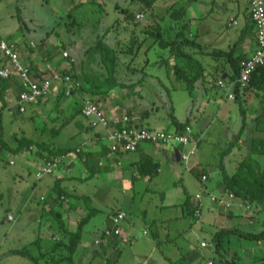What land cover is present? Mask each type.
Wrapping results in <instances>:
<instances>
[{
  "label": "rangeland",
  "instance_id": "1",
  "mask_svg": "<svg viewBox=\"0 0 264 264\" xmlns=\"http://www.w3.org/2000/svg\"><path fill=\"white\" fill-rule=\"evenodd\" d=\"M182 4L184 3L181 0H155L152 9L143 12L138 3L130 0H0V39L16 41L24 35L27 41L32 40L36 43L35 57L41 48L47 47L52 54V63L59 59L66 60V57L62 56V50H66L68 40L73 39L71 35L83 36L82 44L87 46L101 41L105 43V45H99L101 49L108 50L114 47L117 60L120 62L117 68L119 67L120 71L123 69L117 74L115 80H126L130 75L132 80H140L137 85L139 89L130 97L133 101L139 100L147 105L146 109L151 110L150 117L142 121L143 125H152L155 120V123H161L163 127H166L171 104L178 117H183L193 109L196 114L193 120L195 129L200 128L202 120L213 119L204 140L198 143L193 160L188 161V166L191 165L193 168L192 172L186 169V162L183 164L175 156L174 160H165L161 164L162 175L154 177L151 181L144 179V188H139L138 193L135 194L127 183L120 182L113 174L107 178H102V175L90 176L89 179L79 181L77 184L72 183L75 192L88 195L89 201L78 202V209L71 211L68 218L65 217L66 212L61 211L65 227L70 229H67L69 234L75 230L76 222L81 218L84 210H88L86 205L98 211L85 224L81 240L74 252L70 254V261L60 262L59 258L62 254H66L64 250L50 251V248L61 237L65 238V234L68 233L64 232L60 222L53 215L47 211H43L44 214L40 211L44 203L38 202L40 195L47 196V189L42 187L43 182L48 181L51 188L55 176L50 174L45 175L43 180L37 179L35 173L42 162L41 158L33 160L32 155L35 150L15 152L11 148L17 145L18 138L22 135V121H28L34 125V123H41V119L46 120L44 124L47 133L50 128L60 126L61 131L51 137L54 145L76 144L80 141V138H77L79 132L76 131L74 121L67 126L63 124L68 116V110L63 106L65 100L60 99V104L57 105L59 108H52L51 104L45 110L31 115V108L26 107L27 110L25 109L23 113L18 111L16 105L14 106V98L8 90L0 91V264H34L28 256L11 253L12 250L23 247L32 255L38 256L43 253L38 264H206L209 261L214 264H252L255 263L254 257L250 258V261L246 258L250 254L257 257L264 256V240L257 243L256 240L242 238L235 234L224 237L220 255L213 249L212 237L217 227L213 226L211 219L215 217L216 212L208 194L219 193L216 187L221 178L218 166L219 154L228 146L229 138L235 136L241 125L240 105L238 101L227 98L223 89L215 91L211 88L207 90V93L211 96L212 91L213 99H209L207 93H199L195 104L192 105L191 98L184 89V83L176 78L174 59L170 56L171 49L158 45L155 41L156 36L151 31L153 28L150 32L145 31L147 23L155 27L158 25L164 39H173V27L178 23L184 24L186 19L183 17L181 23L177 22L171 14L174 9L171 10V7L176 5L175 8H180ZM120 8H127L128 13L123 14ZM139 12L140 14L143 12L141 20L136 17ZM202 12L208 19L215 15H225L217 8L209 10L208 7V10ZM19 18L23 20V25ZM193 31L195 32L196 29L193 28ZM46 37L47 40H45ZM143 38L146 40H142ZM85 39L89 41L87 44ZM61 41L65 45L62 50L59 47ZM140 42L143 43L141 51L136 49ZM134 51L138 54L132 56L131 53ZM133 58L134 60L131 61L133 64L129 69H124V62ZM88 61L91 63V68L97 67L94 60L91 62L88 58ZM148 61L142 73L133 70V68L142 67ZM79 65L80 63L77 68ZM203 65L206 72L211 71L208 64L203 63ZM105 71L104 68L102 73L105 74ZM93 73L95 75L96 71ZM205 77L212 82L210 74H206ZM97 81H100V76ZM214 96L219 101H215ZM120 100L123 99L120 97ZM246 100L245 135L224 160L230 174L235 172L238 164L249 152L259 157L257 150L262 148L261 145L264 146V123L254 125L251 122L260 100L253 94H248ZM60 109L63 110L60 111ZM55 116L58 117L54 118ZM30 117L33 119L31 122ZM76 119L82 120L80 117ZM93 129L88 128L86 132L91 133ZM249 140L251 148L247 145ZM101 142L103 145L108 144L105 138H102ZM52 143L49 145H53ZM261 159L264 160V156ZM201 169L208 173L205 181H201L200 176H197ZM36 183L38 187L27 203V196ZM124 190L127 191L122 192ZM196 193L202 194L199 216L188 214L180 204L187 197L192 204L196 203ZM52 195L53 199H57V195L51 193L50 197ZM131 195L135 196L134 200L130 199ZM65 200L66 198H59L58 206H63ZM118 207L127 211V221L135 223L136 240L119 242L116 246L103 240L95 243L105 225L103 219L112 209ZM236 211L246 220L241 222L242 219L236 218L240 221L238 226L242 230L257 232L264 228V208L259 207L256 211L253 210L251 215H249L250 212L246 215L241 210ZM222 213L231 212L222 210ZM8 214L13 219H8ZM167 215L168 218L173 216L174 219L168 222L163 221L162 219H165ZM246 222L251 225H247ZM143 229H146L148 233H142ZM157 231L158 236L155 233ZM167 233H170L169 237L173 242L165 240ZM37 236L41 239L33 243ZM63 238L60 239L63 242L68 239ZM202 241L210 245L202 247L200 245ZM249 250L252 252L249 253ZM234 251L237 252L234 253ZM245 259L247 261L243 262Z\"/></svg>",
  "mask_w": 264,
  "mask_h": 264
},
{
  "label": "crops",
  "instance_id": "2",
  "mask_svg": "<svg viewBox=\"0 0 264 264\" xmlns=\"http://www.w3.org/2000/svg\"><path fill=\"white\" fill-rule=\"evenodd\" d=\"M181 2L188 3V6L186 8V13L184 15L186 22L184 24L178 23V25H175L173 27L174 37L176 33L180 30V27L182 26L186 36L194 37L195 40L199 42L202 45V47L205 48V50H214V49L230 50L231 49L233 52V55L240 57V58L249 56L255 50L256 48L255 31H254V27L252 25V22L250 20L249 13H248V0H181ZM174 7H176V5H174ZM208 7H209V10H213L217 8V10L220 13H224L225 15H221V14L217 16L215 15L213 18L208 19L207 15L202 12V11L208 10ZM141 14H143V12ZM193 28L196 29L195 32L193 31ZM22 36L16 39L17 48H18L20 59L23 62L29 63L31 65L32 78L41 79V78H47L52 74L61 75L60 70H62V67H65L66 60L59 59V60H55L52 63V58H51L52 54L49 53L50 50L47 47L44 49L41 48L38 51L37 57H35L36 52H37L35 49L36 43L33 42L32 40L27 41L24 35ZM70 37L73 39L68 40V43H67L68 47H65V48L66 50L69 51L70 55L74 58V65L76 67V71L79 74L86 75L87 80L89 82L97 81L98 77L96 76V74H101L104 69L101 65H99L101 63L100 58L102 55V53H100L99 50H102V49L98 50L97 48H100V47H97L96 43H92L90 44V46L82 44L83 36L71 35ZM45 40H47V37ZM88 42L89 41L85 39V43L87 44ZM42 43H44V41ZM60 44L61 46L62 45L64 46L63 41H61ZM142 46L143 45H141V47L138 48L140 49V51H141ZM60 49L62 50L63 48H60ZM95 52H97V54H95ZM195 55L198 59L202 61V63L208 64L210 66L209 68L211 69V71L206 72L205 70L204 71L205 75H203L202 79L195 83V86L192 92L193 96H191L188 93V95L191 98V104L192 105L195 104L199 93L206 94L209 88H211L212 90L215 89V91H219L223 89L225 95L230 93L232 91V87H230V79H229L230 68L228 64L225 62V60L223 58H214L207 54L196 53ZM87 57L90 58L91 62L94 60L96 62L97 67L91 68L90 67L91 63H89ZM173 62L175 63V59L173 60ZM78 63H80L79 68H77ZM148 63L149 61L146 64ZM1 64H2V59L0 58V65ZM119 69H120L119 67L118 68L116 67L115 69L114 74H116L115 75L116 78H117V74L123 71V69L121 71ZM97 70H99V72ZM94 71H96L95 75H93ZM206 74H210L212 76V82H209L207 80V78L205 77ZM214 74H216L217 77L214 76ZM218 80H222L223 84L219 85ZM84 81L85 80H83V82ZM89 82H86V85L93 86V84L90 85L91 83ZM116 82L118 83L123 82L127 86L124 85L120 87L118 85V87L120 88L113 87L109 89V91H103L99 93L101 94L99 95L100 100L98 101L100 108L109 117L122 116L123 114H127L130 118V121L133 124L145 126L142 124V121L150 117L149 115H150L151 110L149 111V109H146L147 105L142 104L139 100L133 101V99H131L130 97V95H132L139 89V87L137 86L139 85V83L137 82L135 83V81L132 80L131 75L128 76L126 80L116 79ZM132 83L134 84L133 87L131 86L128 87V85ZM224 87H226L227 89ZM176 88H182V87H176ZM1 90L2 91L8 90L10 92L11 97L14 98V106H15V102L20 92V85L18 83L17 78L12 77V78L6 79V81L1 83L0 91ZM103 90H106L105 87L103 88ZM207 94L209 96V93ZM83 96L85 95H83V93L79 90L71 96L64 95L61 91L60 82L54 81L52 83L51 91L47 96L38 99L33 104H27L26 106L27 108L32 109L31 115H34L40 110H45V108L51 104L52 105L50 107L59 108L57 105L60 104L59 103L60 99L65 100L63 102V106L64 108L68 110V116L66 117V119L68 118V120L66 122H63V124L67 126L71 121H74L76 125V131L79 132L77 135V138H80V141L72 146L54 145L52 143L53 140L51 137L56 136L58 132L61 131V128L57 131V133L50 134V132L48 131L47 133L46 128L43 127L45 125L44 123L46 120L41 119V123H38V124L34 123V125L32 123H29L28 121H22L21 122V127H22L21 137H25V138L28 137L32 139V144L30 145L28 149L25 148V149H22L21 151L30 150L31 152H33L35 150L34 154L32 155L33 160L35 161L37 160V158H41L40 160L42 163L44 162L45 158L48 155L47 153L48 148L79 147L80 149L84 150L85 153L87 154V155L85 154L83 157H80L77 154L71 153L68 156V162L62 165L58 170H56L52 174L55 176L53 186L55 185V182L57 179H61L59 183L62 187H64L66 190H68L71 193H76L72 183L77 184L79 181L87 179L90 176L95 177L97 175H102V178H107L109 175L113 174L117 180H120V182L123 181L124 183H127L131 191L134 192L135 194V193H138L139 188L140 189L144 188L143 186L144 179L145 180L148 179L151 181L154 177H158L162 175L163 169H162L161 164L165 160L167 161L174 160L175 156H177L178 159L181 160L183 164H185V162L182 160V153L187 151L188 147L175 144V143L152 144V143L143 142L139 144V146L137 147L135 151L109 155L107 145H103L101 142L102 138H104V130L101 127H93L94 129L91 133L86 132L88 128H91L88 125V121L84 119V117H82L81 114H77L72 117V115H74L75 107H78L81 104V100L83 99ZM120 97L123 100H120ZM209 99H213L212 91H211V96H209ZM215 101H219V100L215 98ZM3 107H4V104L2 105V108ZM170 108L173 109L174 115L179 122L184 123L187 120L188 122H190V124L189 123L188 124L191 125L193 132H194V136H196L199 139L198 143L204 140V137L207 134L209 128H211L210 126H211L213 119H210L208 121L202 120L200 128L195 129L193 126V120L195 119L196 114H194L193 109H191V111L188 112L189 114L187 113L186 115H183V117H178L175 114V109L172 104L170 105ZM63 109H60V111H62ZM57 117L58 116H55L54 118H57ZM76 117H80L82 120L80 119L77 120ZM167 118L168 120L166 123V127H163V124L161 123L160 124L155 123V120L152 123V125L148 124L146 127L154 128V129H157V128L174 129V126L171 124V121L169 119V115ZM31 120L33 119L30 117L29 121L31 122ZM84 120H85V123H84ZM46 141L48 143H52L53 145H50L46 149L39 148L37 146L38 142L41 143V142H46ZM193 158H194V155L191 157V159L193 160ZM145 159H150L152 160V162H155L157 164V171L151 177L149 175L141 176L138 172L139 165H141ZM197 163H200V162H197ZM185 167L186 169L188 168V170L192 172L193 168L191 165L188 166V163H186ZM175 168L176 167L174 166V169ZM43 177L41 179L40 178H37V179L43 180L44 179ZM37 185H38L37 183L33 185L34 189L27 196V200H26L27 203H29L31 197L36 191L38 187ZM217 185L218 184H216V187ZM53 186L50 188V183L48 181L43 182L42 187L47 189L46 191L47 196L40 195L39 197L38 202L40 204L44 203L40 211L43 214L45 211H47L49 212L50 215H52V212L56 210H60L62 212L65 211L66 212L65 217L68 218L70 216L71 211L78 209L77 205L79 204L78 202H80L81 199H78L75 197H67L65 200V204L63 206H58L59 205L58 200L53 199L54 198L53 195L50 197ZM218 190L220 191V189ZM126 191L127 190H124L122 192H126ZM41 197H44L46 200L43 199L44 200L43 201ZM134 197H135L134 195H131L130 199H133ZM184 201L185 200L181 201L180 204H183ZM213 207L216 212V215L214 214L215 217L212 218L211 221L213 223V226L217 227V229L216 228L214 229V233L220 228H227V227H233V226L239 227L238 225L240 221L236 220L237 217L243 220V221L241 220V222L246 221L236 211V210H239V211L241 210L238 206H236L233 210H229L231 213H228V214L222 213L221 208H217L214 205ZM117 210H123L126 212V215H127V211L125 209H122V207L114 208V210L112 209L111 212H114ZM111 212H109L108 214L110 215ZM108 214L103 219L105 222L104 226L112 224ZM126 217L124 220L121 221V228H122L123 234L132 237L133 241H135L137 238L136 233L134 231L135 223L127 221ZM173 219H174L173 216H170L168 218V215H167V217L162 220L165 222L166 221L168 222V221H172ZM228 224L230 225L227 226ZM247 225H251V224L247 223ZM67 229H69V227H67ZM142 233L147 234L148 231L146 229H143ZM155 233H156V236L159 235L158 231ZM167 234H168L166 236L167 239L165 240L173 242L172 240H170L171 238L169 237L170 233H167ZM235 252L237 251H234V253ZM248 252L250 253L252 251L249 250ZM164 256L166 257V255ZM233 256H236V254H233ZM252 257H257V256H253L250 254V256L246 258H248L250 261V258ZM244 261H247V260L245 259L243 260V262ZM206 264H208V262ZM243 264H248V263H243Z\"/></svg>",
  "mask_w": 264,
  "mask_h": 264
},
{
  "label": "trees",
  "instance_id": "3",
  "mask_svg": "<svg viewBox=\"0 0 264 264\" xmlns=\"http://www.w3.org/2000/svg\"><path fill=\"white\" fill-rule=\"evenodd\" d=\"M130 1L138 3L141 11L143 12L151 10L153 3L155 2V0H130ZM187 6H188V3L184 2V4L180 6V8L171 7V10L174 8L171 14L177 22L181 23V21L183 20V17L186 13ZM120 9L123 14L128 13L127 8H120ZM19 21L22 23L21 25H23L24 22L21 18H19ZM151 28H153V30L151 31H153V33L155 34L156 36L155 41L158 43V45L161 47H168L171 49L170 56H172L173 59H175L174 72L177 74L176 78L182 80V82L184 83L185 89L191 96H193L192 92H193L195 83L202 79L204 75V71H205V66L203 65L202 61L196 57L195 55L196 53L207 54L214 58H223L230 68V75H229L230 82H232L238 77L239 75L238 65H239V61L242 58L234 56L231 49L230 50H221V49L205 50V48L202 47V45L199 42H197L194 37L186 36L182 26L180 27V30L176 33L175 37L170 40H166L163 38L162 33L160 32V29H159L160 27H158V25L155 27L153 24L147 23L145 27V31L147 30L148 32H150ZM154 29H156L155 32H154ZM144 39L145 38H143L142 40ZM100 44L105 45V43L98 41L96 43L97 47H100L99 46ZM141 45H143L142 42L138 44V47H136V49L140 48ZM59 47L64 48L65 45L61 46L60 44ZM97 49L99 50L101 49V47ZM102 50H99V52L102 53L101 58H100L101 63L99 65L105 68L106 71H105V74L104 72L103 74H99V75L96 74L97 77L100 76V81L89 82L87 80L86 75L79 74L76 71L74 61H71L69 58H66L65 67H62V70H60L61 75L69 74L79 79L81 81V86L78 90L81 91L83 95H85L83 96V98L89 97L99 107L100 105L98 101L100 100L99 95H101L99 93L103 91H109V89L116 87L118 85L120 87L126 85L123 82L118 83L115 80V75H116L114 74L115 69L120 63L117 60V55L115 54V51H116L115 48L113 47L108 50H104V49ZM123 52H126V51H123ZM135 54H136L135 51L134 53H131L132 56H135ZM133 60L134 58L132 60L124 62V66H125L124 69H129L131 64H133V62H131ZM145 66H146V63L140 68H136V69L133 67L132 68L135 72L139 71L140 73H142L143 70L145 69ZM0 80H1V83L6 81V79H3V78H0ZM83 80L85 81L83 82ZM86 82L91 83L90 85L93 84V86L86 85ZM136 82L139 83L140 80H136L135 83ZM133 85H134L133 83L129 84L128 87L130 86L133 87ZM104 87L106 90H103ZM232 91L234 93V100L238 101L240 105L241 125L237 133L235 134V136L232 138H229L228 146H226L223 150L220 151V154H219L220 159H219L218 166L221 172V178H220V182L218 183L217 187L218 189H220V191L218 190L219 193L233 192L237 198L248 203L251 206V209H252L251 214H252L253 210L256 211L257 208L259 207L264 208V160L263 159L260 160V158L264 156V146L261 145L262 148L257 150L259 152V157L249 152L246 158L238 164L233 174H230L227 171L224 160L229 155V153L232 151L233 147L237 145L238 142L241 140V137L245 135V131L247 129V121H246L247 113H246L245 103L247 102L246 98L248 94H253V96L259 98L260 100L259 107L255 111V114L252 116L251 122L254 125L264 123V100H263L264 99V64L259 66L253 72V74L251 75L249 84L247 86L240 87V85L236 82L232 86ZM81 105L82 104H80L78 107H75L74 115H72V117L77 114H81L82 117H84L81 112ZM84 119L87 120V118L85 117ZM169 119L171 121V124L174 126L176 130H182L185 125L190 124L188 120L184 123L179 122L176 119L172 108H170V111H169ZM67 120L68 118L67 119L65 118L63 122H66ZM45 126L46 125H44L43 127ZM59 129H60V126L58 128H50L48 131L50 132V134L51 133L54 134V133H57ZM31 144H32V139L28 137L27 138L20 137L18 138L17 145L11 149L15 152H18L25 148L28 149ZM247 145L248 147L251 148L250 140L247 141ZM37 146L39 148L46 149L50 145L47 142H41V143L38 142ZM76 148H79V147L48 148L47 150L48 155L45 159H49L50 157H53V156H61V155L68 154V153L70 154L74 153V154L79 155L80 157H83L86 154L85 151L82 149H80L79 151H76ZM62 165H64V163H62L60 167ZM138 169H139L138 172L141 176L149 175L151 177L157 171V164L155 162H152V160L150 159H145L142 162V164L139 165ZM204 171H205L204 169H201V171L197 173V176L198 177L200 176V180L203 174L208 176V173ZM60 181L61 179H57L55 182V185L52 188V193L57 195L56 200H58L59 198L64 199L67 197H75L83 201L84 200L89 201L88 195L83 194V193L81 194L71 193L60 185L59 183ZM41 199L43 200L45 198L41 197ZM191 204L192 203L187 197L182 205L188 214L194 215L195 208H198L199 206L197 202L192 205ZM86 206L88 207V210L87 211L84 210V213L82 214L81 218L76 222L75 230L72 231V233L70 234L67 231L65 224L62 220V212L60 210H56L52 212V215L60 222V226L63 228L64 232L69 234V238H68V234L67 235L65 234L64 236L65 238H68L67 241L63 242L62 240H60L61 238H63L61 237L59 241L55 242L50 248V251H57L59 249L64 250V253L66 254L65 255L62 254V256L59 258L60 262L63 260L70 261V254L74 252L78 243L80 242L82 231H83L85 224H87L90 218L98 211V209L91 207L90 205H86ZM216 207L221 208L222 210L226 211L221 206L216 205ZM115 213L116 211L111 212L110 215L108 214L112 224L106 225L103 227V229L100 232V235L98 236L99 240L102 239L104 228L114 227L112 216ZM120 226H121V223H120ZM231 234H235L242 238L256 240L257 243L262 242V240H264V228L257 232L245 231L236 226L220 228L213 234V237H212V245L216 253H218L219 255L221 254L220 250L223 247L222 243H223L224 237H226L227 235H231ZM38 239H41V238L37 236L33 240V243L38 242L37 241ZM106 242L116 246L117 243L122 242V239L120 236L116 234H112V236L109 239H107ZM11 253L28 256L34 261V264H38V260L40 259V256L43 254V253L41 255L39 254L38 256L34 254L32 255L25 249V247H23L22 249L12 250ZM253 261L255 263H252V264H264V256L254 257Z\"/></svg>",
  "mask_w": 264,
  "mask_h": 264
},
{
  "label": "built area",
  "instance_id": "4",
  "mask_svg": "<svg viewBox=\"0 0 264 264\" xmlns=\"http://www.w3.org/2000/svg\"><path fill=\"white\" fill-rule=\"evenodd\" d=\"M248 13L255 31L256 48L249 56L239 61V75L235 80L230 82V87L236 82L240 87L247 86L253 72L264 64V0H248ZM136 17L137 19H142L143 14L139 13ZM62 56L74 61L68 50H63ZM0 58L2 59L0 78L9 79L16 77L20 85V92L15 102L19 112H24L27 104H33L38 99L47 96L51 91L54 81L60 82L62 93L66 96L76 93L81 86V81L69 74H52L47 78L41 79L32 78L31 65L20 59L16 41L0 39ZM218 84L222 85L223 81L218 80ZM227 96L233 99V91L228 93ZM81 104V112L87 118L89 125L91 127H101L104 130V138L108 142L109 155L135 151L139 144L143 142L152 144L175 143L188 147L187 151L182 153V160L188 163L197 151L199 139L194 136L190 125H185L182 130H176L175 128L170 130L154 129L133 124L127 114L109 117L89 97L83 98ZM79 150L80 148H76V151ZM69 155L70 153L45 159L35 173L36 178H42L58 170L62 163L66 164L68 162ZM10 162L12 163V161ZM206 179L207 176L203 174L201 181H205ZM208 196L213 204L223 207L226 211L233 210L238 206L243 214L250 212L249 215H251V206L237 198L233 192L209 193ZM201 197V193L195 194V199L199 206L194 210L195 216L201 214ZM125 217V211H116L112 216L114 227L104 228L102 239H96L95 243H99L101 240L106 241L112 234L120 236L123 243L133 241L132 237L123 234L120 226L121 221ZM7 218L13 219L10 214H8ZM200 245L206 247L210 244L202 241ZM208 264L214 263L209 261Z\"/></svg>",
  "mask_w": 264,
  "mask_h": 264
}]
</instances>
